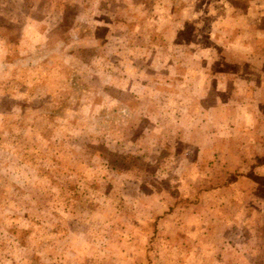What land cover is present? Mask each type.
<instances>
[{
    "label": "rangeland",
    "instance_id": "rangeland-1",
    "mask_svg": "<svg viewBox=\"0 0 264 264\" xmlns=\"http://www.w3.org/2000/svg\"><path fill=\"white\" fill-rule=\"evenodd\" d=\"M231 2L0 0V264H264Z\"/></svg>",
    "mask_w": 264,
    "mask_h": 264
},
{
    "label": "crops",
    "instance_id": "crops-1",
    "mask_svg": "<svg viewBox=\"0 0 264 264\" xmlns=\"http://www.w3.org/2000/svg\"><path fill=\"white\" fill-rule=\"evenodd\" d=\"M230 5L231 16L234 19L232 21V29L235 33V38L242 34V39L238 42V45L243 50L253 47L262 51L264 48V0H232ZM220 6L223 14L228 17V8L225 7H229V3L221 4ZM216 23L227 24L228 22L223 18H217ZM256 33L261 35L260 38L257 37ZM246 57H248V54ZM248 71H252V67ZM260 103L263 102L259 101L258 104Z\"/></svg>",
    "mask_w": 264,
    "mask_h": 264
}]
</instances>
